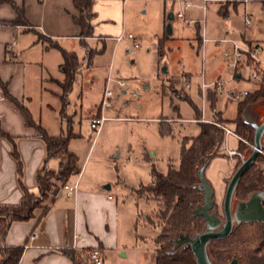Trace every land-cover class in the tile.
Instances as JSON below:
<instances>
[{"label": "rangeland", "instance_id": "374dc122", "mask_svg": "<svg viewBox=\"0 0 264 264\" xmlns=\"http://www.w3.org/2000/svg\"><path fill=\"white\" fill-rule=\"evenodd\" d=\"M113 1H124L125 33L134 36L138 48L125 37L116 45L114 41H88V48L98 53H94L90 61L83 62L66 106L63 107L61 102L58 84L48 82L50 75L63 81L61 68L50 74L43 72L42 88L25 105L33 120L45 128L48 135L74 134L68 150L77 158L81 170L80 189L99 185L100 190L112 198L110 201L117 204L118 246L108 254V264H154L152 254L156 246L153 240L160 233L157 204L142 186L152 183V167L161 174H166L169 166L176 168L183 138L197 135L194 108L201 113L202 103L196 85H200L202 76L209 79L221 75L222 79H227L230 74L224 61L217 58L211 61L209 53L198 48L196 25L187 26L190 20L199 21L201 33V11L188 9L181 20L175 16L176 8L172 12L169 10L170 0ZM170 14L174 20L168 22ZM167 24L172 28L170 36L165 35ZM75 48L81 59L85 57L78 45ZM52 54L60 59L58 52ZM109 66L114 81L111 84L114 99L110 111L104 112L108 119L94 136L90 122L98 112L100 92ZM187 72L193 75L190 85L195 92L190 95L186 94L181 80ZM115 81L124 82V87L119 89ZM237 83L234 89L238 92L254 87L244 80ZM232 87V83L227 85L228 90ZM186 96L187 100L179 99ZM215 99V107L211 108L206 96L203 118L211 123L216 120L215 114L227 119L228 123L236 118L237 101H228L222 96ZM175 117L181 120L168 119ZM244 117L255 119L259 124L263 122L264 103L247 109ZM199 121H202L201 114ZM160 122L164 124L163 128H171V135L160 134ZM243 144L246 148L240 153L244 160L252 152L253 144ZM259 155L264 158L263 151ZM76 179L73 178L74 182ZM234 204L235 200L233 207ZM214 210L222 217V210H217V206ZM255 231V228H246L243 236L250 238Z\"/></svg>", "mask_w": 264, "mask_h": 264}, {"label": "crops", "instance_id": "0c3cea01", "mask_svg": "<svg viewBox=\"0 0 264 264\" xmlns=\"http://www.w3.org/2000/svg\"><path fill=\"white\" fill-rule=\"evenodd\" d=\"M13 2L24 10L28 26L4 24L6 21L15 19L16 15L9 5L0 4V80L7 85L9 93L14 98L20 102L29 101L30 103L35 92L42 88L43 72L50 74L55 69L59 70L63 62L62 56L59 59L52 54L53 51L60 55L61 53L56 49H47L46 44L38 40L39 37L49 39L65 51L74 52L80 60L84 57L81 59L76 53L75 47L78 45L80 50L84 51V49L80 45L79 29L73 23V17L77 15L73 0H13ZM169 2H171L169 10L172 12L176 8L178 12L180 4L175 0ZM189 9L202 12L201 33L199 21H190L194 22L191 25H196L198 48L205 49V52L209 53L211 61L214 58L221 59L222 62L224 61L225 67L224 54L232 45L229 42H221V40H230L238 44H257L262 48L264 54V5L261 2L243 1L228 5L222 0H208L204 4L197 1ZM92 10L95 15L92 21L93 37L86 39V43L88 44L90 40H99L103 43L114 41L115 45L120 42L122 39L119 41L117 39L126 34L124 1L93 0ZM187 10L184 11V14ZM175 16L177 18V14ZM246 18L251 20L250 27L245 26ZM187 26L189 25L187 24ZM109 74L111 75L110 66L108 67ZM229 77L222 79L221 75H217L207 79L206 76H202L201 82L203 80L205 84L210 85L218 79L227 81ZM192 79L193 75L189 72L181 76L187 95L195 92L192 91L190 85ZM176 80L180 82V79ZM238 81L240 80L229 81L227 85L232 83L233 87L230 90L227 89L229 94L224 93L221 96L228 101L234 100L231 98V93H239L234 89ZM48 82L61 81L50 75ZM201 82L200 85H196L198 95ZM54 85L58 88L57 84ZM104 86L105 82L100 92V100ZM208 91H213V89L207 88V95ZM244 91H249V89ZM51 92L55 93L53 90ZM217 96L221 97L216 94ZM179 99L183 100L181 97ZM99 106L100 101L98 112L92 119L100 114ZM106 111H110V109ZM200 114L202 121L199 122L211 123L210 120L203 118L202 112ZM168 119L173 122L176 119L177 121L181 120L179 117ZM222 119L228 121L223 117ZM233 120L231 119V121ZM193 121L197 124V121ZM230 122L224 124L229 125L234 131V124ZM0 130L14 138L21 162V175L19 176L18 161L13 157V146L0 135V206H15L21 202L23 196L21 185L30 193L37 194L35 175L45 165L46 146L39 138L38 132L25 125L18 109L4 99L1 91ZM243 141L236 136H224L219 156L213 158L203 171V175L213 191V201L217 210H222L227 183L239 162L238 157H230L228 153L230 151L238 152L239 144ZM57 164V160H51L46 165L55 169ZM259 167L264 175V163H261ZM79 175L71 177L68 181V184L77 185L74 196L66 198L61 191L52 204H49L44 215H42L43 211L38 209L32 220L15 222L10 226L4 240V245L7 247L25 246L29 235L33 231L37 234V237L30 242L29 247H24L19 264H73L61 253L62 250L73 251L78 256L77 264H88L85 251L91 248H99L104 255L103 264L109 263L108 254L117 250L118 246L117 204L108 199L109 195L102 192L99 185L80 189ZM74 177H77L75 182ZM75 236L79 238L75 239ZM120 252L118 251V253Z\"/></svg>", "mask_w": 264, "mask_h": 264}, {"label": "trees", "instance_id": "16d2710c", "mask_svg": "<svg viewBox=\"0 0 264 264\" xmlns=\"http://www.w3.org/2000/svg\"><path fill=\"white\" fill-rule=\"evenodd\" d=\"M228 5L243 1L261 2L264 0H222ZM0 4L9 5L15 12V19L4 22L11 26H28L24 10L18 7L13 0H0ZM77 15L73 17V23L79 29L80 45L85 51V57L80 60L74 52H68L51 42L47 38L39 37V41L46 44L47 49H56L61 53L63 62L60 66L64 75L62 82H57L61 90V102L63 107L68 103V95L76 74L79 72L83 62L90 61L94 53L88 48L86 39L93 37L92 21L95 17L92 6L93 0H73ZM0 91L5 100L13 104L22 115L25 125L35 129L39 138L45 143L46 157L45 165L35 175L37 194L30 193L21 185L23 196L21 202L15 206H0V264H19L23 255L24 246L7 247L4 245L5 236L10 226L15 222H27L32 220L35 211L41 209L42 215L48 210L56 196L71 177L80 174L81 170L77 165V158L68 150L70 139L74 134L49 136L46 130L33 120L32 114L24 102L14 98L8 91L7 85L0 80ZM210 107H215L216 93L208 91ZM188 96L185 99L187 100ZM260 103H264V71L261 74L259 84L248 91V94L237 105L236 118L229 121L235 125V134L244 141L253 144L254 129L245 119L246 110ZM195 109V119L200 120V112ZM214 110H212L213 112ZM213 123L197 122L198 133L194 137H185L182 140L178 166L168 167L166 174H161L154 167L151 169L152 183L149 186H142L151 199L157 204L156 218L159 222L160 233L154 238L156 246L152 259L154 264H196L195 258L187 245H180L174 248V240L180 234L195 235L203 231L204 221L194 216V210L202 204V190L198 187L199 179L197 170L205 166L219 156V149L224 140V132L218 126L228 121L218 118ZM160 124L161 135H171V128H163ZM165 129V130H164ZM0 135L6 138L13 146V157L18 161V175H21V162L19 160L14 138L3 133ZM264 137V135H263ZM246 147L243 142L239 144L238 152ZM262 151L264 152V145ZM51 160H57L55 169L49 168L46 164ZM262 160L263 162H260ZM240 163V162H238ZM264 163V158L258 155L254 164L247 170L238 182L234 198L238 201H245L252 193L264 192V175L259 165ZM239 166V165H238ZM19 183L20 179H19ZM216 208V205L214 209ZM149 222H151L149 220ZM157 226V227H158ZM255 228V233L248 238L244 237L243 230ZM208 255L213 264H228L236 259L239 264H264V223L252 222L240 224L235 227L231 234L222 240H213L207 247ZM73 264L78 263V256L70 250H62Z\"/></svg>", "mask_w": 264, "mask_h": 264}, {"label": "water", "instance_id": "95a60500", "mask_svg": "<svg viewBox=\"0 0 264 264\" xmlns=\"http://www.w3.org/2000/svg\"><path fill=\"white\" fill-rule=\"evenodd\" d=\"M168 20L172 21L173 16L169 15ZM172 33L171 25L166 26V35ZM254 129L253 150L250 155L241 161L234 174L228 181L224 199L222 202V217L214 210L213 191L206 181L203 171L205 166L197 170L199 179L198 187L202 190V204L194 210V216L201 218L205 225L203 231L189 235L180 234L174 240V248L180 245H187L196 261V264H213L209 258L207 247L213 240L227 238L232 230L240 224L252 222L264 223V192L252 193L245 201H238L232 206L235 188L247 170L254 164L258 155L263 149L262 138L264 135V121L258 124L255 120H246ZM108 189V188H107ZM228 264H239L232 259Z\"/></svg>", "mask_w": 264, "mask_h": 264}, {"label": "built area", "instance_id": "2783aa9c", "mask_svg": "<svg viewBox=\"0 0 264 264\" xmlns=\"http://www.w3.org/2000/svg\"><path fill=\"white\" fill-rule=\"evenodd\" d=\"M175 1L180 4V9L177 12V17L181 20H184V11L191 8L194 2L201 1L204 4L208 0H175ZM244 22L246 27L251 26V20L249 18H246ZM193 23H194L193 21H189L188 25H191ZM123 37L129 40L134 48H138V43L136 42L132 34H125ZM121 39L122 37H119L117 41ZM221 42H229L232 45V47L229 50H227L224 54L225 67L229 71L230 77L229 80L227 81H223L219 79L215 80L210 85L205 84L202 80L200 86L202 114L205 107L207 88L211 87L213 91L220 96L223 95L224 93L229 94L226 86L229 81L244 80L250 84L257 85L259 84L261 80V74L264 71V54L262 48L259 45L238 44L230 40H221ZM113 82L114 81L112 80L111 75L109 74L106 78L105 86L100 100V106H99L100 114L98 115V117L93 118L90 122V128L94 132V136H97L99 134L102 128V124L108 119L107 117L104 116V112L106 110H109L112 106L114 93L111 90V84ZM115 83L119 89H121L125 85L124 82L122 81H115ZM186 87H188V84H186ZM231 94H232L231 96L232 99L236 101H241L248 94V91H243L239 93L232 92ZM218 126L222 129L225 136H236L238 139L242 140L226 124L223 125L221 124ZM243 142L247 143L245 141ZM228 155L230 157H238L239 159L242 160L244 158V156L237 151H230ZM76 188H77L76 184L71 185L67 183L63 186L61 191L64 193L66 198H70L76 194ZM108 199H112V198L109 196ZM36 237L37 234L35 231H33L29 235L28 242L24 247H29L30 242L33 241ZM76 238L79 237L75 236V239ZM85 256L90 264L104 263V255L99 248H91L86 250Z\"/></svg>", "mask_w": 264, "mask_h": 264}, {"label": "flooded vegetation", "instance_id": "af4514ba", "mask_svg": "<svg viewBox=\"0 0 264 264\" xmlns=\"http://www.w3.org/2000/svg\"><path fill=\"white\" fill-rule=\"evenodd\" d=\"M228 184V183H227ZM235 200V198H234V196H233V200H232V205H233V201ZM237 201L235 200V203H236Z\"/></svg>", "mask_w": 264, "mask_h": 264}]
</instances>
